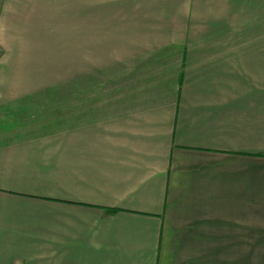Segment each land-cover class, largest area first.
<instances>
[{
  "label": "crops",
  "instance_id": "obj_1",
  "mask_svg": "<svg viewBox=\"0 0 264 264\" xmlns=\"http://www.w3.org/2000/svg\"><path fill=\"white\" fill-rule=\"evenodd\" d=\"M199 3L83 0L82 86L0 89V264H264V0Z\"/></svg>",
  "mask_w": 264,
  "mask_h": 264
},
{
  "label": "rangeland",
  "instance_id": "obj_2",
  "mask_svg": "<svg viewBox=\"0 0 264 264\" xmlns=\"http://www.w3.org/2000/svg\"><path fill=\"white\" fill-rule=\"evenodd\" d=\"M207 1L197 3L208 6ZM82 3L83 0H0L3 92H13L15 88L66 90L78 81L82 86L77 74L79 58L71 46L82 39ZM65 90L59 91L64 93L61 95L42 97L65 101Z\"/></svg>",
  "mask_w": 264,
  "mask_h": 264
}]
</instances>
